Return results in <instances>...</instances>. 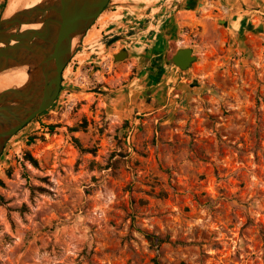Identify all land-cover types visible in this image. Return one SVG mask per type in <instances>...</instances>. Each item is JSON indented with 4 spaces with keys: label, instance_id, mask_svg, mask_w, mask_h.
Returning a JSON list of instances; mask_svg holds the SVG:
<instances>
[{
    "label": "rangeland",
    "instance_id": "1",
    "mask_svg": "<svg viewBox=\"0 0 264 264\" xmlns=\"http://www.w3.org/2000/svg\"><path fill=\"white\" fill-rule=\"evenodd\" d=\"M124 1L4 147L0 264H264V0L183 11L187 69L114 28L106 13Z\"/></svg>",
    "mask_w": 264,
    "mask_h": 264
},
{
    "label": "water",
    "instance_id": "2",
    "mask_svg": "<svg viewBox=\"0 0 264 264\" xmlns=\"http://www.w3.org/2000/svg\"><path fill=\"white\" fill-rule=\"evenodd\" d=\"M109 2L39 0L27 6L29 0H19L9 15L4 13L5 5L0 14V76L24 70L27 77L20 85L0 88V156L10 137L53 104L61 88L63 70ZM25 24L38 26L22 28ZM123 49L112 55L113 60L128 55ZM183 52L186 56H182ZM195 58L193 49L185 46L177 48L169 58L164 56V62L187 69Z\"/></svg>",
    "mask_w": 264,
    "mask_h": 264
},
{
    "label": "crops",
    "instance_id": "3",
    "mask_svg": "<svg viewBox=\"0 0 264 264\" xmlns=\"http://www.w3.org/2000/svg\"><path fill=\"white\" fill-rule=\"evenodd\" d=\"M168 1L126 0L121 2V5L117 4V7L121 8L122 12H118L116 9L106 14L109 15L110 21L116 23L117 26L114 28H121L124 30V33H127L128 29L131 30L125 36L135 44L134 46L137 51L151 49L153 52H156L161 48L164 51L171 48L175 52L177 48L186 46L179 44L177 40L180 35L179 30L183 25L181 23H189V21L180 20L179 17L185 11L187 12L185 18L187 19L189 13H195L197 10L204 9L209 0H175L174 6L170 10L167 9ZM254 1L256 0H227V8L238 7V4L249 6ZM158 10H163V13L157 15L156 18L154 12ZM127 16L128 18H126ZM163 55L165 56V53ZM152 56L155 57V54L152 53Z\"/></svg>",
    "mask_w": 264,
    "mask_h": 264
},
{
    "label": "bare ground",
    "instance_id": "4",
    "mask_svg": "<svg viewBox=\"0 0 264 264\" xmlns=\"http://www.w3.org/2000/svg\"><path fill=\"white\" fill-rule=\"evenodd\" d=\"M38 1L39 0H29L30 3L27 6H31V5L35 4L36 2H38ZM13 4L14 5L9 8L10 11L11 10L14 11L17 8V6L19 4V0H16L15 3H13ZM8 6H10V5H8ZM12 12H9V11L6 10L5 11V15H9ZM31 26L36 27L38 25L37 24H34V25H26L25 24V25L22 26V28H27V27H31ZM88 31H87V33H88ZM123 51L124 52L126 51V53L128 54L127 49L124 48ZM121 55H124V54H120L119 56H121ZM182 56H186V52H183ZM26 77H27V75H26L24 70H14V71H10V72H7L5 74H2L0 76V88L11 86V85H20L26 80Z\"/></svg>",
    "mask_w": 264,
    "mask_h": 264
},
{
    "label": "trees",
    "instance_id": "5",
    "mask_svg": "<svg viewBox=\"0 0 264 264\" xmlns=\"http://www.w3.org/2000/svg\"><path fill=\"white\" fill-rule=\"evenodd\" d=\"M52 128H53V126L50 127L49 132H52V131H53ZM74 141H75V145L77 146V148H79V150H81V151H87L86 148H82L80 142H79L77 139H74ZM26 157H27V159H28L33 165H36V164H37L36 160H35V159H34L29 153L26 154ZM144 235H145V238L147 239V241H148L151 245H155V244L158 245V244H160V242L166 240V238H164V237H160V236H158L157 234H153V233H145ZM156 264H159V263L156 262Z\"/></svg>",
    "mask_w": 264,
    "mask_h": 264
},
{
    "label": "flooded vegetation",
    "instance_id": "6",
    "mask_svg": "<svg viewBox=\"0 0 264 264\" xmlns=\"http://www.w3.org/2000/svg\"><path fill=\"white\" fill-rule=\"evenodd\" d=\"M115 40H113L112 42H114Z\"/></svg>",
    "mask_w": 264,
    "mask_h": 264
}]
</instances>
